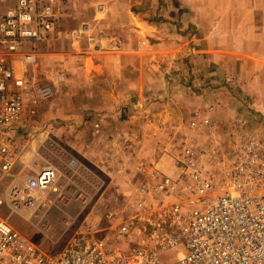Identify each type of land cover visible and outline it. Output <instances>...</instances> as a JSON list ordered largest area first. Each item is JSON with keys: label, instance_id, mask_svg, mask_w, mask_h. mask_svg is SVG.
<instances>
[{"label": "rangeland", "instance_id": "obj_1", "mask_svg": "<svg viewBox=\"0 0 264 264\" xmlns=\"http://www.w3.org/2000/svg\"><path fill=\"white\" fill-rule=\"evenodd\" d=\"M175 1V11L192 15L194 21H170L174 34L169 43L177 53L172 63L183 68L167 73L174 83L171 128H115L118 132L106 133L105 130L112 128H101L106 118L101 105L107 99L106 89L110 86L105 84L99 71L96 78L91 73L95 70L94 63H100L99 57L105 56L102 54L120 59L126 42L131 48L126 62L147 64L149 61L140 57L162 55L166 58V62L161 61L162 65L169 67V51L145 50V46H149L146 36L142 34L136 41L121 25V20L133 13L151 22L169 18L166 15L169 0H62L54 33L38 46L41 54L37 65L29 72L31 79L50 85L54 95L40 106L37 115L24 120L32 128L20 130L17 142L25 149L21 156L24 159L17 161L12 172H17L22 160L28 159H37L40 165L49 161L63 170L66 160L75 156L97 176L93 182L100 191L96 202L83 212L80 204L74 202L66 213L78 216V226L106 228L101 237L114 248L131 247L129 238L134 235L119 236L118 226L122 216L130 215L126 208L128 194L151 164L159 169L169 168L173 165V155L184 146H192L202 152L210 167L221 173L228 163L232 128H239L243 118L249 120V128L264 124V0ZM9 3L10 0H0V8H10L15 1ZM5 11L0 10V16ZM203 16L205 24L208 23L202 27L199 18L203 20ZM83 25H89L91 32L80 34L75 40L72 32ZM208 30L212 33L210 37ZM112 38L121 40L119 51L96 47L101 42L107 44ZM200 39L202 46L209 41L212 49L226 51L227 61L205 68L201 65L198 71L194 69L201 61L194 58L196 51L193 50ZM143 40L145 45L139 43ZM154 62L158 63L155 58ZM164 89L153 99L159 109H164L163 103L170 96V93L168 96L162 93ZM119 111L122 117H127V106H121ZM72 112L89 121L91 128H71ZM204 119L209 122L204 123ZM72 139L87 141L88 148L78 149L84 151L81 155L75 153ZM10 181V177L3 179L0 195ZM0 216L9 217L17 230L46 251L60 249L71 234L67 233L59 243L52 242L62 232L63 212L52 213L55 228L49 238L41 236L28 221L11 214L6 207L1 208ZM145 240L148 242V238ZM180 250L183 251L171 248L162 251V262H174Z\"/></svg>", "mask_w": 264, "mask_h": 264}, {"label": "built area", "instance_id": "obj_2", "mask_svg": "<svg viewBox=\"0 0 264 264\" xmlns=\"http://www.w3.org/2000/svg\"><path fill=\"white\" fill-rule=\"evenodd\" d=\"M61 1L15 0L0 16V185L11 178L0 195V210L20 215L45 238L55 228L52 213L63 212L62 232L52 242L71 234L60 249L46 251L0 216V264H264V133L249 128L246 118L232 128L221 173L192 146L173 155L172 174L151 164L128 194L130 215L118 226L119 236L134 235L130 248L111 247L101 237L106 228L78 226V216L66 213L74 202L83 212L100 191L93 182L97 176L75 156L63 170L28 159L12 172L24 157L17 142L24 120L54 95L29 72L41 54L38 46L54 33ZM90 32L83 25L72 37ZM96 47L119 51L122 42L112 38ZM169 248L183 251L163 263L160 253Z\"/></svg>", "mask_w": 264, "mask_h": 264}, {"label": "crops", "instance_id": "obj_3", "mask_svg": "<svg viewBox=\"0 0 264 264\" xmlns=\"http://www.w3.org/2000/svg\"><path fill=\"white\" fill-rule=\"evenodd\" d=\"M14 1L15 0H10L9 5ZM175 2V0H169V7L167 8L166 13L169 18H161L159 21L151 22L143 15H136L133 13L132 15H128L121 20V25H123V27H126L125 32H129L136 41L141 38L142 34L146 36V41L148 42L149 46H145V50L154 52L169 51L167 56V58L169 59L168 64H170L169 67L166 68L162 65L161 61L166 62V58L162 55L140 57V59H143V61L145 59L148 60L149 63L147 64H145L144 62L139 63L138 61H133L131 63L126 62L125 60H127V58L125 57H128V53L131 52V48H129L128 42L125 43L123 49L124 53L122 54L120 59H118L115 55L109 57L108 54H102L105 56L99 57L100 63H94L93 66L95 70H91L92 75L95 76L96 73H98L97 71H99V73H101L100 76L105 78V84L107 86H110L109 89H106L105 95H107V99L103 100V103L101 105V109H105L104 116H106V118L104 119V125H102L101 128H112L111 130H105L106 133L114 134V132H118L115 128L172 127V119L174 115V109L172 107L174 83L171 82L170 77L168 79L167 73L168 71L174 72V69L183 68H179V66H176L174 65V63H172L174 62L173 57L176 56L177 53L174 52L176 51L175 49H171V44L169 43V38L174 34V32L173 34L171 33L173 30L172 26L170 25V21L179 20L181 23H185V20H188L189 23H193L194 21V19H192V15L175 11ZM7 9L8 6H3L0 8L1 11ZM199 22L202 24L200 26L203 27L205 24L204 16L203 20L202 18H199ZM207 23L208 22H206V24ZM206 33L208 37L212 35L211 30H208ZM150 36L156 39L150 38ZM151 39L152 41H150ZM146 41H139V43L145 45ZM198 43V47H193V50L196 51L194 58L201 59L199 65L198 61L195 63L196 65H198L194 66V69H196L197 71L202 69L201 65L205 68L207 65L210 66L214 63L222 65L227 61L226 56H228V54H226V51H220V49H212L214 47H211L209 41L206 42V46H202L203 42L201 41V39L198 41ZM143 45L141 47H143ZM137 47L139 48V46ZM199 51H202L203 53L201 55H198L197 53ZM134 57L138 58L137 56ZM153 58H155L158 63H153ZM161 70L164 71L163 74ZM98 75H96L94 78H96ZM165 76H167V78ZM161 89L165 90L164 92H162L165 96H168V93H170L167 101L165 100L166 103H163L164 109H159V106L156 107V104L153 103V99L157 97V92ZM121 106H127V117H122L120 115L119 108ZM256 115H258V113H256ZM89 123L90 122L85 121L82 116H77L74 114V112L71 113V128H91V126H89ZM255 127L259 128V130L264 133L263 123L261 125L256 124ZM24 128L32 127L26 124ZM73 140L74 139L71 140L74 145L72 147L76 149L74 150V152L81 155V152L83 153L84 151L80 150H82L83 148H88L87 141L80 142L78 140ZM25 161L26 160H24V162ZM161 169L170 174L174 173L173 165L169 168H163L162 166Z\"/></svg>", "mask_w": 264, "mask_h": 264}]
</instances>
